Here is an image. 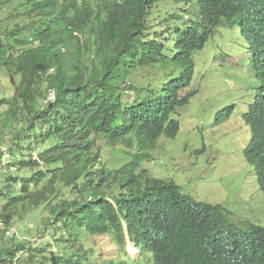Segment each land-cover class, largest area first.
<instances>
[{
  "label": "trees",
  "instance_id": "16d2710c",
  "mask_svg": "<svg viewBox=\"0 0 264 264\" xmlns=\"http://www.w3.org/2000/svg\"><path fill=\"white\" fill-rule=\"evenodd\" d=\"M164 1L197 4L196 19L175 30L173 47L148 26ZM0 7L8 10L0 18V67L15 89L0 103L20 123L15 150L29 153L10 163L22 176H2L0 217L17 228L28 209L49 205L64 252L84 230L123 250L130 240L152 254V264H264V226L241 229L223 205L198 202L142 166L162 136H177L176 115L197 94L189 90L193 53L217 27L239 26L261 82L243 115L252 135L244 155L264 192V0H0ZM142 72L146 81L135 82ZM51 91L55 101L47 100ZM100 140L128 150L122 166L100 164ZM28 249L29 242L16 243L0 264H19ZM43 259L80 263L53 252Z\"/></svg>",
  "mask_w": 264,
  "mask_h": 264
},
{
  "label": "rangeland",
  "instance_id": "374dc122",
  "mask_svg": "<svg viewBox=\"0 0 264 264\" xmlns=\"http://www.w3.org/2000/svg\"><path fill=\"white\" fill-rule=\"evenodd\" d=\"M7 14L8 10L0 7V18ZM196 14L195 2L164 1L152 8L148 26L158 40L173 47L175 30L183 27L185 20L196 19ZM172 15L176 19L171 18ZM7 26L10 31L13 23ZM192 58L195 71L189 90L197 91V94L176 115L180 131L173 139L162 136L157 148L150 152L151 158L142 166L154 178L173 180L185 195L198 202L223 205L230 212L232 222L241 229L247 222L264 226V192L258 184L255 167L244 155L252 135L243 115L261 86L255 77L249 45L239 26L223 24L217 27L204 49L193 53ZM16 79L19 81V77ZM141 81H146L145 72L136 76L135 82ZM14 90L7 70L0 67V101L11 100ZM19 124L11 115L9 105L0 103V146L4 145L10 155L4 165L0 153V166L4 167L0 169V191L3 192V175L22 176L25 173L9 168L21 154H29L19 148L15 150ZM99 145L102 147L100 164L114 169L125 163L123 152H128L127 149L110 147L102 140ZM14 193L17 194L18 189ZM49 211V205L28 209L23 222L17 226L21 236L30 240L27 242L32 249L25 250L27 254L19 264H42L44 256L50 261L52 252L65 254V259L77 257L78 264H152V254L141 252L129 240L123 250L110 237L91 236L84 230H81L80 243L68 242L69 252H64L65 244L58 241L64 239V232L50 225ZM16 243L6 239L0 231V254Z\"/></svg>",
  "mask_w": 264,
  "mask_h": 264
},
{
  "label": "built area",
  "instance_id": "2783aa9c",
  "mask_svg": "<svg viewBox=\"0 0 264 264\" xmlns=\"http://www.w3.org/2000/svg\"><path fill=\"white\" fill-rule=\"evenodd\" d=\"M55 97L56 96H55L54 91L49 92L48 101H54ZM6 139L8 140L9 138L6 137ZM8 152H9L8 149L4 145L0 146V153L3 155V164L4 165L7 164L5 160L10 158V155ZM0 231L3 232L6 239H14L17 242H23V241L29 240L27 238L22 237L19 230L16 229L15 227L9 225L2 217H0ZM22 253H23V251L19 252L15 261H17V258Z\"/></svg>",
  "mask_w": 264,
  "mask_h": 264
},
{
  "label": "clouds",
  "instance_id": "9594fccd",
  "mask_svg": "<svg viewBox=\"0 0 264 264\" xmlns=\"http://www.w3.org/2000/svg\"><path fill=\"white\" fill-rule=\"evenodd\" d=\"M230 27V26H229ZM55 93V92H54ZM55 96H56V94H55ZM55 99H56V97H55ZM47 100H48V97H47ZM55 101V100H54ZM12 226V225H11ZM16 228V227H15ZM17 229V228H16ZM27 241H30V240H27ZM26 241V242H27ZM130 241V240H129ZM23 242H25V241H23ZM24 252V251H23ZM19 254V253H18Z\"/></svg>",
  "mask_w": 264,
  "mask_h": 264
}]
</instances>
